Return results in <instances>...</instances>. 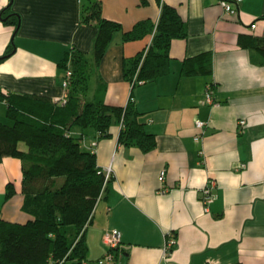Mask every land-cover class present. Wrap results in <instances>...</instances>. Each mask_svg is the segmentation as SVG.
Segmentation results:
<instances>
[{
	"label": "crops",
	"instance_id": "obj_1",
	"mask_svg": "<svg viewBox=\"0 0 264 264\" xmlns=\"http://www.w3.org/2000/svg\"><path fill=\"white\" fill-rule=\"evenodd\" d=\"M95 2L102 17L122 30L99 66H92L86 98L122 108L132 98L156 146L144 153L121 145L117 121L108 137L71 129L84 150L94 151L97 166L113 174L86 230L83 264L105 257L104 234L112 229L120 232L121 243L113 261L104 264H264V59L237 44L242 35L264 40V0H242L236 16L224 13L219 0H0V15L9 7L8 13L19 16L15 34L0 18V56L10 42L15 45L0 63V93L50 100L68 94L62 79L71 64H60L73 51L92 61L97 27L81 20ZM163 4L177 10L187 36L170 44L168 75L132 88L123 62L144 52L153 33L131 42L122 36L140 21L156 23ZM202 54H210L203 65L211 73L181 75L183 63ZM208 87L215 106L202 105ZM5 113L0 101L2 123L8 122ZM196 121L206 123L199 142ZM18 147L25 150L22 143ZM209 182L214 199L205 210L201 199ZM8 183L15 194L3 200L0 216L24 224L30 216L21 209V162L9 157L0 163V198ZM169 236L175 245L166 252Z\"/></svg>",
	"mask_w": 264,
	"mask_h": 264
},
{
	"label": "trees",
	"instance_id": "obj_2",
	"mask_svg": "<svg viewBox=\"0 0 264 264\" xmlns=\"http://www.w3.org/2000/svg\"><path fill=\"white\" fill-rule=\"evenodd\" d=\"M1 11L6 25L16 33L19 16ZM82 23L94 24L97 33L93 41L92 61L85 54L73 51L60 64H71L72 78L64 105H56L42 96L4 95L7 123L0 122V163L4 158L21 162L22 212L30 216L24 223H14L0 216V264H83L88 260L85 241L87 228L93 222L94 209L106 186L104 175L96 164L95 154L81 147L79 138L70 134L72 128L93 130L99 137H108L114 121L121 124L118 142L125 147H138L144 153L156 146L155 138L140 122L141 114L129 102L124 108L111 107L102 100H88L92 66L98 67L120 24L102 17L101 5L95 2L83 10ZM153 37L146 53L123 62L124 79L131 83L134 76L142 84L150 83L170 73V44L187 36L185 23L177 10L163 4L157 22L136 23L122 36L123 42ZM239 47L249 49L264 59V40L239 36ZM15 45L10 42L0 56V63L10 57ZM210 54L187 60L181 75H208L210 67L203 65ZM198 62L191 66L190 62ZM134 88V87H133ZM25 150L19 149V144ZM15 194L14 185H6L4 201Z\"/></svg>",
	"mask_w": 264,
	"mask_h": 264
},
{
	"label": "built area",
	"instance_id": "obj_3",
	"mask_svg": "<svg viewBox=\"0 0 264 264\" xmlns=\"http://www.w3.org/2000/svg\"><path fill=\"white\" fill-rule=\"evenodd\" d=\"M242 0H219V6L222 8L223 12L230 15V16H236L238 13V9L237 6L238 4L241 3ZM252 29L255 28V26H251ZM148 47L146 48V50L144 51V54L146 53ZM71 78H72V70L71 69H66L65 71V75L62 79V88L64 90H68V88L70 87V83H71ZM142 82L141 81H137L136 80V75L133 78V81L130 83V86L136 87L141 85ZM67 96L68 94H65V96H63V98L61 99H55L52 100L54 104L56 105H64L67 102ZM130 102L133 101L132 98L129 99ZM218 103L216 102V100L214 99L213 96V91L211 90V87H208L204 93V101L202 102V105H208V106H215ZM239 125L241 127L246 125L245 121H240ZM206 127V123L201 122V121H196L195 123V128L198 130V134L195 136L194 140L196 142H199L202 139L203 136V131L204 128ZM95 145V144H93ZM90 151L92 153H94V151L92 149H90ZM101 172L104 175V186H106L108 184V182L111 180L112 178V169L110 167H107L105 169H101ZM165 175L166 172L162 171L159 174V181L162 183L165 179ZM214 188V183L209 182L207 184V186H205V188L203 189V195H202V199L201 202L205 208V210H207L208 205L213 201L214 196L212 194V190ZM104 243L105 245L108 247L109 251L108 253L105 255V257L103 259H101L99 261V264H104V263H110L113 261L114 256H113V251L114 249L118 248L120 243H121V234L118 230L112 229L109 230L107 232H105L104 234ZM175 245V240L172 236H169L167 243L165 245V251L169 252L170 249H172V247Z\"/></svg>",
	"mask_w": 264,
	"mask_h": 264
},
{
	"label": "rangeland",
	"instance_id": "obj_4",
	"mask_svg": "<svg viewBox=\"0 0 264 264\" xmlns=\"http://www.w3.org/2000/svg\"><path fill=\"white\" fill-rule=\"evenodd\" d=\"M90 86L92 87L91 82H90ZM23 146H24V145H23ZM3 200H4L3 197H1V198H0V207H1V204H2Z\"/></svg>",
	"mask_w": 264,
	"mask_h": 264
}]
</instances>
